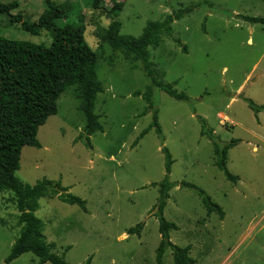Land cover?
I'll use <instances>...</instances> for the list:
<instances>
[{"label": "rangeland", "instance_id": "obj_1", "mask_svg": "<svg viewBox=\"0 0 264 264\" xmlns=\"http://www.w3.org/2000/svg\"><path fill=\"white\" fill-rule=\"evenodd\" d=\"M51 1L64 12L58 28L84 27L103 89L94 110L103 132L89 138V148L79 140L84 119L71 88L59 98L57 114L39 128L40 149L21 151L15 176L22 185L47 180L85 202L83 212L58 198L39 201L35 216L44 224L51 252L69 264H157L165 149L173 188L163 218L177 228L169 233L171 244L188 247L195 264H264V112L249 108L264 107V25L244 19L264 18V0H127L114 21L121 36L135 39L147 24L193 7L172 24L170 38L148 49L158 81L175 84L188 101L154 88L152 107L143 99L151 80L141 63L127 62L96 36L112 23L109 11L117 0H103L99 9L93 0ZM12 2L19 4L12 14L30 23L46 10V0H0ZM0 37L45 47L52 42L47 31L33 36L1 16ZM154 113L162 135L152 129L140 138ZM202 121L209 133L204 136ZM213 142L220 147L236 142L226 168L237 183L215 167ZM184 185L201 190L223 218L207 215L197 191ZM12 200V194H0V264H38L31 254L6 263L20 230ZM138 224L140 235H129ZM162 264H174L171 250Z\"/></svg>", "mask_w": 264, "mask_h": 264}, {"label": "trees", "instance_id": "obj_2", "mask_svg": "<svg viewBox=\"0 0 264 264\" xmlns=\"http://www.w3.org/2000/svg\"><path fill=\"white\" fill-rule=\"evenodd\" d=\"M103 0H93V8L99 9ZM127 0H117L110 9L112 23L104 31L96 33L97 39L106 44L113 53H121L124 59L131 63H141L144 72L151 80L150 87L143 95V99L151 105L152 89H158L170 98L179 102H187L188 97L174 89L175 84H164L158 81L157 73L149 62L148 49L157 48L164 38L172 35V24L188 16L193 7L179 10L164 18L163 21L149 23L142 35L135 39L120 35L121 25L115 18L121 13ZM19 4L12 2L0 3V16L6 17L8 24L18 25L20 29L33 36L41 31H47L52 42L48 47L28 42L7 40L0 37V194L10 193L19 214V236L14 241L6 263H11L25 254H31L38 260V264H69L63 257L51 252L53 246L47 244L43 236L44 224L35 216L38 203L43 198H58L63 204L76 206L85 211V202L77 197L67 194L60 184L47 180L38 182L34 187L22 185L15 174L19 170L21 151L24 147L40 149L37 133L44 126L48 118L57 114V102L68 89L75 88L80 101L79 112L83 116L84 140L90 147L89 138L96 133H102L103 127L95 114L97 95L102 93V85L97 79V56L84 41V27L65 25L56 26L64 12L51 0H46V10L36 23L24 21L21 15H13ZM249 23L264 25V18H244ZM138 95V94H136ZM255 113L264 112V107L256 108L249 105ZM201 135L206 133L204 122ZM154 129L161 136V128L154 113L153 123L141 134L142 138L147 132ZM210 140L212 137L209 135ZM139 140V139H138ZM138 140L134 143L137 144ZM231 142L220 147L213 142V153L216 157L215 167L221 171L227 181L237 183L238 178L233 177L226 168L228 151L235 145ZM165 155V179L159 187L158 200V232L160 236L159 247L156 252L157 264H162V258L168 249L172 251L174 264H195L190 258V249L178 248L171 244L169 233L177 230L176 226L163 218V210L169 199V192L173 185L168 181L172 165L171 156L167 150ZM194 189L199 194L207 215L216 213L220 219L223 212L215 206L205 194L193 186L184 185ZM153 187H156L154 185ZM143 224L136 225L129 230V235H140ZM90 264V260L86 262Z\"/></svg>", "mask_w": 264, "mask_h": 264}]
</instances>
